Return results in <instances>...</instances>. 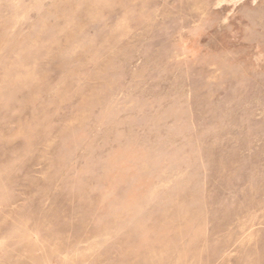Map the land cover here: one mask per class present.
I'll return each mask as SVG.
<instances>
[{"label": "rangeland", "instance_id": "obj_1", "mask_svg": "<svg viewBox=\"0 0 264 264\" xmlns=\"http://www.w3.org/2000/svg\"><path fill=\"white\" fill-rule=\"evenodd\" d=\"M0 264H264V0H0Z\"/></svg>", "mask_w": 264, "mask_h": 264}]
</instances>
